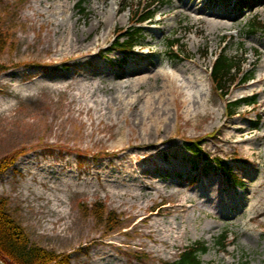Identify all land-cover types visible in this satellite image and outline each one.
Wrapping results in <instances>:
<instances>
[{
	"label": "rangeland",
	"instance_id": "374dc122",
	"mask_svg": "<svg viewBox=\"0 0 264 264\" xmlns=\"http://www.w3.org/2000/svg\"><path fill=\"white\" fill-rule=\"evenodd\" d=\"M263 1L0 0V160L13 161L0 197L32 242L72 264H161L197 241L208 246L204 264H264ZM149 10L155 17L133 29V14ZM212 11L227 15L225 26L195 19ZM255 19L261 30L248 34ZM62 21L98 44L54 53ZM127 32L140 36L128 51L118 45ZM224 50L253 74L227 97L210 76ZM183 69L205 88L198 113L164 87L161 70ZM82 90L104 100L102 121L73 100ZM249 95L255 103L230 115L228 100ZM186 140H201L207 156ZM218 157L234 181L211 162ZM168 224L174 232L159 231Z\"/></svg>",
	"mask_w": 264,
	"mask_h": 264
},
{
	"label": "trees",
	"instance_id": "16d2710c",
	"mask_svg": "<svg viewBox=\"0 0 264 264\" xmlns=\"http://www.w3.org/2000/svg\"><path fill=\"white\" fill-rule=\"evenodd\" d=\"M83 2L79 5L81 6ZM84 8H81V13ZM156 15L155 10L146 12L136 11L133 14V20L140 29L141 24L153 19ZM256 19L250 24L248 34H256L261 30L259 22ZM123 38L119 40V48L124 50H132L137 46L140 40L138 33H124ZM178 42L174 40L170 43L171 47L176 46ZM7 44L4 30L0 26V54L3 52ZM242 58L238 56H229L225 50L220 52L213 65L211 66V79L216 89L224 96L230 94L231 86L236 81L238 84L248 82L253 78L251 72H243ZM255 103L253 96H245L236 100H228L227 108L230 115L236 113L237 108L244 104L251 105ZM255 127L258 126L255 124ZM201 140H186L185 146L195 155L207 156L202 152L199 146ZM13 161L9 159L0 160V174L11 165ZM215 162L220 171L230 180L234 181L235 176L231 165L223 158H216ZM228 232H224L217 239V245L222 248H227ZM208 251V246L205 242L197 241L192 245L186 246L181 250L178 258L175 260L163 261L161 264H204L201 255ZM0 260L3 264H72L71 257L68 254L58 253L54 250L47 249L31 241L23 226L12 215L7 198L0 197Z\"/></svg>",
	"mask_w": 264,
	"mask_h": 264
},
{
	"label": "bare ground",
	"instance_id": "6f19581e",
	"mask_svg": "<svg viewBox=\"0 0 264 264\" xmlns=\"http://www.w3.org/2000/svg\"><path fill=\"white\" fill-rule=\"evenodd\" d=\"M264 3V1H263ZM186 6H188L187 4H185ZM185 7V6H184ZM52 12H54L56 9L51 7ZM119 8L117 10H115L114 14L112 12V14H110L108 11V18L112 17L113 20V16L118 12ZM65 9H61L60 13H64ZM200 12H204V10L200 9ZM210 15L208 16H202V17H196L195 19L198 20H202V21H206L209 24H211L214 27H221V26H225L226 22L223 21L222 19L226 18V14L220 12V11H212L211 13H209ZM210 16V17H209ZM53 25H55V34H56V38H55V42H54V53L56 54H61V55H65L66 52H72L73 54L75 52L77 53H88L92 50V45H96L98 44L97 42H90L91 44L87 43V45L85 44L86 41V36H80L79 33L80 30L76 27V29L72 30V29H68L66 22L62 21V22H53ZM85 49L84 51H82L83 49ZM160 74H162L165 77V84L164 87L168 88V92H172L174 97L176 99H179L181 96L184 95V99L182 100L183 105L185 106V108H187V111H192L195 110L198 113V107L196 106L198 104V106H206V102L207 99L204 98V93H205V88H203L202 86L200 87L199 82L197 81V79L193 76H185V70H182V74L178 73L177 71H168V70H161ZM264 81V76H261L258 80H257V84L261 83ZM140 81H132L130 82V84L132 83L134 85V87L137 85V83H139ZM125 82L118 84L119 88H123V87H127L128 84H124ZM70 85V84H69ZM73 100H77L82 104L81 109H86L88 115H94L96 114V117L99 120H103L107 114V112L104 111L105 109V105H104V100L102 99H98L95 96V93L89 90H82L80 92H78L77 94L73 95ZM92 102V103H90ZM195 107V108H193ZM160 110V109H159ZM93 113V114H92ZM257 122H259V119H257ZM22 163L24 165H28L29 163H31V160L29 161L28 158L24 159L22 161ZM42 180L44 178H41ZM138 196L137 194H134V197ZM61 212L63 210H60ZM65 212V211H63ZM146 218H143V220H145ZM163 222L160 223H156L158 225H163ZM158 227L159 231H173L174 232V227L173 225H164V227ZM166 227V228H165ZM69 227H65L64 229H68ZM178 228V226H177ZM170 233H168L167 235H169ZM149 237H152V234L149 233L148 234Z\"/></svg>",
	"mask_w": 264,
	"mask_h": 264
}]
</instances>
